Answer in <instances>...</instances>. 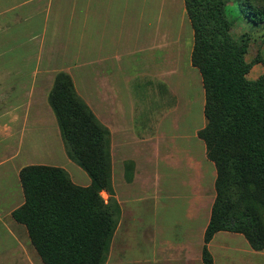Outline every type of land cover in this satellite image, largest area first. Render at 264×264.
<instances>
[{
  "label": "crops",
  "instance_id": "1",
  "mask_svg": "<svg viewBox=\"0 0 264 264\" xmlns=\"http://www.w3.org/2000/svg\"><path fill=\"white\" fill-rule=\"evenodd\" d=\"M0 28L73 31L78 58L86 64L101 62L99 85L89 69L77 76L67 73L78 95L110 131L113 196L121 214L109 251L123 213L119 175L133 197L130 202L155 198L158 218L169 223L162 236L166 240L154 244L145 261L137 257L130 263L204 264L217 169L199 137L207 123L206 97L202 75L192 63L194 30L185 0H0ZM56 75L45 83V100L31 94L28 110L25 94L18 97L20 91L12 93L17 100L3 97L7 104L1 116L5 121H0V264H44L26 227L13 218L25 203L20 178L25 167H59L74 184L91 185L90 176L69 157L48 102ZM38 76L34 85L42 89ZM10 78L0 70V92L10 87ZM101 195L108 201L107 191ZM208 248L215 264H264V249L254 250L239 233L218 232Z\"/></svg>",
  "mask_w": 264,
  "mask_h": 264
},
{
  "label": "trees",
  "instance_id": "2",
  "mask_svg": "<svg viewBox=\"0 0 264 264\" xmlns=\"http://www.w3.org/2000/svg\"><path fill=\"white\" fill-rule=\"evenodd\" d=\"M231 3L240 7L246 24H264V0H185L194 30L192 63L206 97L207 123L199 137L217 169L204 264H215L208 244L218 232L242 234L251 248L264 249V74L247 78L250 38L248 32L234 37L236 26L227 12ZM49 104L69 157L90 176L91 185L74 184L59 167L27 166L20 174L25 203L13 218L26 227L44 264H105L121 214L113 196L110 131L67 73L56 75Z\"/></svg>",
  "mask_w": 264,
  "mask_h": 264
},
{
  "label": "rangeland",
  "instance_id": "3",
  "mask_svg": "<svg viewBox=\"0 0 264 264\" xmlns=\"http://www.w3.org/2000/svg\"><path fill=\"white\" fill-rule=\"evenodd\" d=\"M227 12L236 26L233 30L234 37H239L241 34L248 32L250 46L246 60L252 66L247 78L255 81L264 74V62H256L258 57L264 60V24L254 26L250 23L246 24L240 7L235 3L228 6ZM72 32L57 30L18 31L0 28V70L9 72L11 76L9 79L11 82L10 87H7L6 92L3 93V90L0 92V121H5L1 118L2 112L5 110V104H7L3 98L5 95H10L13 100H17V97H15L17 94L12 93L20 91L19 98L25 94L26 104L24 108L28 110L31 94L38 95V100H45L47 93L44 87L51 74L71 72L77 76L78 71L89 69L95 72L96 85L101 83V74H97V72L101 73V62L86 64L78 58L76 51L80 50V47L72 46L77 41L71 35ZM67 43L71 44L67 45ZM39 54L41 55L40 61H38ZM21 55L25 56L24 60L17 61L16 57ZM7 59H9V63L6 62ZM38 75H42V79L38 78L42 82V89H36L34 85L35 78ZM76 80L79 83L81 82L78 77H76ZM34 89L36 90L33 93ZM7 92L10 94H5ZM8 104L11 107L12 104L10 102ZM116 183L119 187L118 193L122 205H124L122 219L120 218V225L107 257L109 259L108 264H120V261L121 264H131L130 261L135 260L137 257L138 260L145 261L147 251L154 244L159 245L161 241L166 240L162 236H165L169 223L158 218L155 198L141 202V204L130 202L133 197L125 191V183L119 175H116ZM28 256V254H25V259ZM26 264H28V261Z\"/></svg>",
  "mask_w": 264,
  "mask_h": 264
}]
</instances>
